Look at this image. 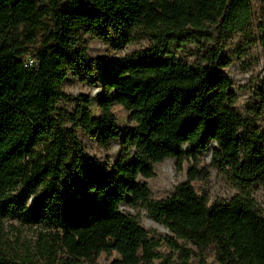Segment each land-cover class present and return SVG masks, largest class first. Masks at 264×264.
I'll return each instance as SVG.
<instances>
[{
    "label": "trees",
    "instance_id": "obj_1",
    "mask_svg": "<svg viewBox=\"0 0 264 264\" xmlns=\"http://www.w3.org/2000/svg\"><path fill=\"white\" fill-rule=\"evenodd\" d=\"M263 0H0V217L36 230L21 250L0 246V264H151L159 240L122 202L140 205L169 232L175 258L159 264H264V204L248 194L209 202L193 181L205 179L200 150L215 142L211 162L243 186L264 192V72L238 106L222 72L223 31L255 19L264 44ZM256 3V5H254ZM151 31L152 46L106 75L97 97L61 87L68 70L89 69L79 34L117 25ZM193 41L196 64L172 59L167 47ZM33 59L32 64L28 60ZM115 105L136 123L114 163L87 156L77 130L93 132L107 153L120 135ZM184 145L189 149L184 150ZM189 165L174 193L150 196L154 165ZM117 254V257H114Z\"/></svg>",
    "mask_w": 264,
    "mask_h": 264
},
{
    "label": "rangeland",
    "instance_id": "obj_2",
    "mask_svg": "<svg viewBox=\"0 0 264 264\" xmlns=\"http://www.w3.org/2000/svg\"><path fill=\"white\" fill-rule=\"evenodd\" d=\"M257 1V0H253ZM264 5V0H263ZM256 5V3H254ZM264 8V7H263ZM260 30L255 19L251 20L242 30L223 31L221 36V58H227L229 65L222 69L232 81V88L237 94L238 106H243L250 97L253 88L264 72V44L259 38ZM153 44L151 31L143 27H128L117 25L109 28L104 33L85 32L79 34L78 47H83L90 58L89 69L68 70L62 81V90L71 98H61L58 107L73 110L75 97L89 95L91 97V111L97 114V97L102 92V85L106 75L113 72L118 66L127 60L137 59L142 51L149 49ZM198 46L189 41L178 45L176 42L167 47V55L172 59L187 60L192 65L196 64V52ZM113 111L117 118V126L120 135L112 141L107 153L98 148L97 140L93 132L87 133L80 129L77 135L82 143L85 153L92 159L101 163L109 159L114 163L121 151L125 134L133 130L136 123L130 121L128 112L121 106L115 105ZM256 126L264 127V107L261 114L254 121ZM215 142H210L200 150V165L206 167L208 175L205 179L193 181L199 193L206 192L209 202H225L235 195L248 194L253 197L260 207L264 204V192L257 183L245 187L240 184L228 171L212 165L211 157ZM189 146L184 145V150ZM189 163L184 161L181 168L176 164L175 158H167L154 165V175L145 179L150 189V196L160 199L170 196L175 187L186 180V172ZM120 210L137 216L141 225L150 236L159 240L157 251L161 258L154 259L151 264H159L165 256L175 258L177 254L170 248L167 242L168 230L147 215L146 210L140 205L131 207L122 202ZM36 239L35 228L22 224L16 216L0 217V246L8 252L21 250L25 245L31 244ZM117 257V254H114ZM105 255H101L98 264H106Z\"/></svg>",
    "mask_w": 264,
    "mask_h": 264
},
{
    "label": "built area",
    "instance_id": "obj_3",
    "mask_svg": "<svg viewBox=\"0 0 264 264\" xmlns=\"http://www.w3.org/2000/svg\"><path fill=\"white\" fill-rule=\"evenodd\" d=\"M32 63H33V59H29L28 64H32Z\"/></svg>",
    "mask_w": 264,
    "mask_h": 264
}]
</instances>
